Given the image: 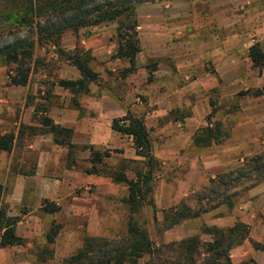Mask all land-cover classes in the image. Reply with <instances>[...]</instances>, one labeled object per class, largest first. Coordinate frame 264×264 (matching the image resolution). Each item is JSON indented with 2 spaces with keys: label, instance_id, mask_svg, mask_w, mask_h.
<instances>
[{
  "label": "rangeland",
  "instance_id": "obj_1",
  "mask_svg": "<svg viewBox=\"0 0 264 264\" xmlns=\"http://www.w3.org/2000/svg\"><path fill=\"white\" fill-rule=\"evenodd\" d=\"M135 17L139 51L133 70L126 60L113 57L116 21L66 30L57 47L35 42L22 86L8 82L12 64H0V136L13 134L11 149L0 150V207L17 217L15 233L21 238L20 244L0 247V264H66L64 259L85 237L118 239L124 234L128 214L122 198L127 188L104 172L121 168L131 178L142 158L134 154L128 137L114 131L105 145H92L89 138L94 125L102 127L126 112L144 119L142 107H151L159 98L152 85L161 79L154 71L168 54L179 60H175L179 66L165 93L162 122L146 125L156 165L151 190L134 219L156 247L194 234L205 241L209 239L205 227L227 228L241 222L246 238L229 250L231 264H264V175L252 172L241 179L229 208L219 205L168 229L159 224L162 210L182 201L194 206L210 178L264 153V67L253 66L247 56L253 43L264 50V0L145 1L135 4ZM25 35L35 38L23 28L5 29L0 46ZM195 48L202 53H214L216 48L222 62L200 58L199 53L186 56ZM79 52L88 57L97 78L85 92L74 94L57 81L79 78L66 57ZM188 58L191 61L186 62ZM255 90L258 95L252 94ZM41 116L70 128L72 146L57 144L44 132ZM186 120L194 124L189 126ZM176 121L184 132L172 125ZM207 121H219L228 137L196 147L191 137ZM98 131L102 133L101 128ZM170 134L178 137L172 141ZM90 144L111 151L98 175L85 172ZM43 200L58 210L42 211ZM51 224L58 225V232L48 244L44 234ZM156 263L148 257L139 259V264ZM194 264H202L201 258Z\"/></svg>",
  "mask_w": 264,
  "mask_h": 264
},
{
  "label": "trees",
  "instance_id": "obj_2",
  "mask_svg": "<svg viewBox=\"0 0 264 264\" xmlns=\"http://www.w3.org/2000/svg\"><path fill=\"white\" fill-rule=\"evenodd\" d=\"M145 1L155 0H0V34L5 29L8 32L23 28L35 36L33 39L25 35L21 39L0 46V64L13 65L12 72L8 74L9 84L22 86L26 83L35 42L49 43L57 47L60 35L64 31H76L102 22L116 21L117 40L113 57L126 60L129 70H133L135 56L139 51L135 4ZM247 53L253 66L264 67V50L257 42L248 47ZM66 57L77 69L79 78L58 80L57 84L74 94L85 92L87 84L96 80L97 73L88 66V57L82 56V52ZM252 94L258 95L259 90L252 91ZM40 126L44 132L52 135L57 144L72 146L69 143L70 128L61 127L46 116L40 117ZM110 129L129 137L134 154L142 158L139 160L140 165L134 167L131 178H127L121 168L104 172L113 182H122L127 188V193L122 198L128 214L124 234L118 239L87 236L82 245L64 259V263L139 264V259L148 257L155 259L156 264H194L200 257L202 264H231L229 250L246 238V226L241 222H235L227 228L205 227L204 232L209 236L205 241L194 234L158 247L151 242L148 232L134 219L151 190L149 183L156 165V159L151 153L148 130L139 116L129 112L112 118ZM227 137L228 133L222 128L221 123L214 121L198 128L191 141L196 147H204L220 143ZM12 139L11 132L2 134L0 150L8 152ZM87 148L90 166L85 172L101 174L100 166H105L104 160L110 156L111 151L94 149L92 145H88ZM252 172L264 175V153L249 157L243 164L210 178L207 186L197 194L194 206L182 201L162 210L159 224L163 229H168L219 205L231 207L232 198L237 193V185L241 179L250 178ZM2 192L3 187L0 183V197ZM148 204L154 208L151 199H148ZM40 209L46 213H53L58 210V206L43 200ZM16 222V216L7 214L0 207V247L21 243V238L15 233ZM57 232L58 225L51 224L44 234L45 242L53 243ZM252 245L258 246V243ZM44 252L51 254V250L46 248Z\"/></svg>",
  "mask_w": 264,
  "mask_h": 264
},
{
  "label": "crops",
  "instance_id": "obj_3",
  "mask_svg": "<svg viewBox=\"0 0 264 264\" xmlns=\"http://www.w3.org/2000/svg\"><path fill=\"white\" fill-rule=\"evenodd\" d=\"M192 53H199L200 58L211 59L217 64L222 62V61L220 62V60H218L216 48H214V53H207V52L202 53V51H199L198 49L195 48V50H193V51L188 50L186 53L187 54L186 56H188V55L191 56ZM172 55L171 54L166 55L164 61L162 63H159L158 67L154 71V74H156V76L160 77L161 80L158 82H155L152 85V87L153 86H154V88L157 87L156 93L158 94L160 99L158 98L156 103L153 104L151 107H148L147 109H144V107H142L143 110H145V112L143 113V117H144L143 123L145 126L152 123V121L157 122L158 119H161V120H159V122H162V120H163L162 117L166 113V110H167L166 106L167 105L165 104V101H166L167 95L165 93L168 92L169 88L171 89V87H172L171 86V80L175 76V68H177L179 66L178 64L175 65V60L178 62H179V60L176 59V57L172 56ZM190 58H192V56ZM221 58H223V56ZM188 61H191V59L188 58L186 60V62H188ZM217 69H218V67H217ZM158 88H162L160 90V92L158 91ZM175 92H177V90H175ZM160 95H162V96L160 97ZM177 106H179V105H177ZM140 109L141 108H136L135 110H140ZM185 122H188L189 126L194 124V123H191V121H189V120L188 121L186 120ZM208 122L209 121H207L206 124H208ZM179 123H180L179 121H176V123L174 122V124H172V125L176 126L177 129L181 133L183 131V129L178 127L180 125ZM236 126H238V123L236 124ZM93 127L94 128L92 129V135L89 138V143H91L92 145L93 144H103V145L108 144V142L110 141V137L112 136V134L110 133V131H112L110 129V120L108 119L106 121V123H104L102 125V127H100L98 124L94 125ZM99 128L102 129L101 134L98 131ZM180 133L177 135H180ZM174 137H178V136H173L170 134L168 139L173 141ZM212 144H215V143H212Z\"/></svg>",
  "mask_w": 264,
  "mask_h": 264
}]
</instances>
